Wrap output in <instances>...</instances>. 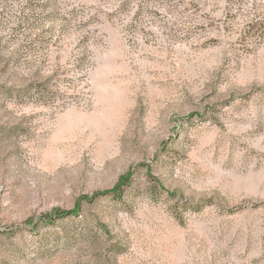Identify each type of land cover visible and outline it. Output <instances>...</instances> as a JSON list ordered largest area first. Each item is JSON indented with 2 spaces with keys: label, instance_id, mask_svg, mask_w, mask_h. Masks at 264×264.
<instances>
[{
  "label": "rangeland",
  "instance_id": "374dc122",
  "mask_svg": "<svg viewBox=\"0 0 264 264\" xmlns=\"http://www.w3.org/2000/svg\"><path fill=\"white\" fill-rule=\"evenodd\" d=\"M0 264H264V0H0Z\"/></svg>",
  "mask_w": 264,
  "mask_h": 264
},
{
  "label": "trees",
  "instance_id": "16d2710c",
  "mask_svg": "<svg viewBox=\"0 0 264 264\" xmlns=\"http://www.w3.org/2000/svg\"><path fill=\"white\" fill-rule=\"evenodd\" d=\"M62 216H65V215H61V214H60V215H57L56 218H57V217H58V218H61Z\"/></svg>",
  "mask_w": 264,
  "mask_h": 264
}]
</instances>
